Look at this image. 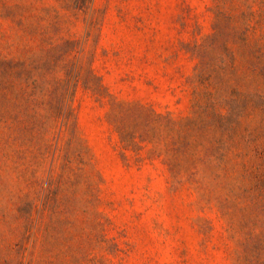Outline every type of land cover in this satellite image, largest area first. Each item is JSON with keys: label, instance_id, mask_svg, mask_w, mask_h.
<instances>
[{"label": "rangeland", "instance_id": "rangeland-1", "mask_svg": "<svg viewBox=\"0 0 264 264\" xmlns=\"http://www.w3.org/2000/svg\"><path fill=\"white\" fill-rule=\"evenodd\" d=\"M0 264H264V0H0Z\"/></svg>", "mask_w": 264, "mask_h": 264}]
</instances>
